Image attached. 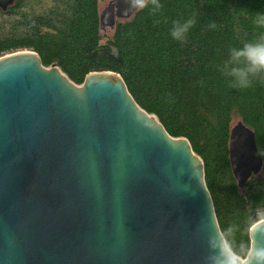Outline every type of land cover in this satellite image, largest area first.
Masks as SVG:
<instances>
[{
  "label": "water",
  "instance_id": "95a60500",
  "mask_svg": "<svg viewBox=\"0 0 264 264\" xmlns=\"http://www.w3.org/2000/svg\"><path fill=\"white\" fill-rule=\"evenodd\" d=\"M126 8L108 1L98 26ZM227 149L240 187L261 168L240 120ZM212 220L200 158L117 73L76 85L34 51L0 56V264H204Z\"/></svg>",
  "mask_w": 264,
  "mask_h": 264
},
{
  "label": "trees",
  "instance_id": "16d2710c",
  "mask_svg": "<svg viewBox=\"0 0 264 264\" xmlns=\"http://www.w3.org/2000/svg\"><path fill=\"white\" fill-rule=\"evenodd\" d=\"M99 2L12 0L0 9V56L34 51L76 85L92 71L117 73L134 102L200 158L218 228L236 224L237 239L249 241L250 222L264 218V79L234 88L220 69L230 49L264 35L256 23L264 0H160L159 12L134 11L107 35L99 33ZM193 17L185 40H174L173 22ZM236 120L253 132L261 156L258 174L240 187L227 149Z\"/></svg>",
  "mask_w": 264,
  "mask_h": 264
},
{
  "label": "clouds",
  "instance_id": "9594fccd",
  "mask_svg": "<svg viewBox=\"0 0 264 264\" xmlns=\"http://www.w3.org/2000/svg\"><path fill=\"white\" fill-rule=\"evenodd\" d=\"M125 12L142 11L151 6L152 11L159 12L162 8L160 0H125ZM196 23L195 18L174 21L170 31L176 41H184L189 30ZM256 23L264 27V14H258ZM215 28V23L210 25ZM229 78L230 86L247 89L257 78L264 79V35L246 42L240 48L230 49L229 58L220 69ZM214 230L208 235V255L204 264H264V244L257 246V236L264 240V222H250L247 229L249 241L238 240L240 228L231 224L226 228H218L212 220ZM206 228L211 225H206Z\"/></svg>",
  "mask_w": 264,
  "mask_h": 264
},
{
  "label": "rangeland",
  "instance_id": "374dc122",
  "mask_svg": "<svg viewBox=\"0 0 264 264\" xmlns=\"http://www.w3.org/2000/svg\"><path fill=\"white\" fill-rule=\"evenodd\" d=\"M108 1H110V0H100V2L98 4L99 12L107 5ZM111 31H112V26L103 24L101 27H99V33L101 35L110 34Z\"/></svg>",
  "mask_w": 264,
  "mask_h": 264
}]
</instances>
